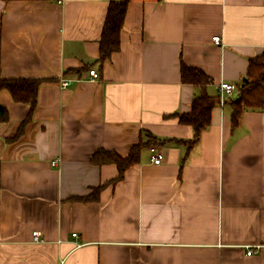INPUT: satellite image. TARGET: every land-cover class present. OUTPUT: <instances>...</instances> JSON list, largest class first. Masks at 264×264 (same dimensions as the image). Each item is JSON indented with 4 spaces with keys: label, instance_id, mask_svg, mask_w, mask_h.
I'll return each mask as SVG.
<instances>
[{
    "label": "crops",
    "instance_id": "1",
    "mask_svg": "<svg viewBox=\"0 0 264 264\" xmlns=\"http://www.w3.org/2000/svg\"><path fill=\"white\" fill-rule=\"evenodd\" d=\"M112 1L0 0V79L45 80L14 141L30 105L0 92V264H264V109L233 127L230 105L264 54V0H129L120 50L100 62ZM183 65L219 100L236 87L198 139L178 117L202 92ZM140 142L118 182L92 162Z\"/></svg>",
    "mask_w": 264,
    "mask_h": 264
},
{
    "label": "trees",
    "instance_id": "2",
    "mask_svg": "<svg viewBox=\"0 0 264 264\" xmlns=\"http://www.w3.org/2000/svg\"><path fill=\"white\" fill-rule=\"evenodd\" d=\"M5 2L20 0H4ZM29 1H49V0H29ZM129 0H119L110 2L104 23L102 39L100 41V62L109 59L114 53L120 50L121 32L123 30ZM182 80L185 83L193 84L202 88L199 96L195 97L191 112L179 115V121L183 125L191 126L198 139L203 132L207 131L212 122V110L220 101L218 97H213L207 93L205 87L210 85L211 80L201 70L182 66ZM246 81L239 87L237 98H232L233 127H237L246 111H262L264 109V54L250 59L246 75ZM45 83L43 79H0V92L7 90L16 103L30 105V112L27 119L21 124L17 135L10 141L17 139L29 123L37 106L38 92L40 86ZM9 119L7 109L0 105V124L6 123ZM147 145H152L147 143ZM143 142L136 145L127 158H121L114 152L99 150L92 162L102 166L115 164L118 167L119 175L113 183L123 179L125 171L130 166L137 163L140 152L147 146ZM99 190V189H98Z\"/></svg>",
    "mask_w": 264,
    "mask_h": 264
},
{
    "label": "built area",
    "instance_id": "3",
    "mask_svg": "<svg viewBox=\"0 0 264 264\" xmlns=\"http://www.w3.org/2000/svg\"><path fill=\"white\" fill-rule=\"evenodd\" d=\"M213 41L216 44H220L221 38L219 36L214 37ZM88 74L91 77V79L94 81L98 80L100 77V74L94 69H90ZM60 84H61L62 88H67L68 86H70V82L66 79L61 80ZM235 90H236V87L234 85H231L228 83H222L220 85V91H221L220 104L223 105L225 103V100L228 99V96H233V93ZM150 150L153 154L152 158H151L152 163L155 165H161L163 162V159H164V155L160 152V150L156 146H152ZM56 163H57L56 161L53 162L54 165H56ZM73 237H77V234H73ZM34 241H36V242L41 241L40 240V233H38V232L34 233ZM255 249L256 250L260 249V246H256ZM254 252H255V250H253L252 248H248L247 254L249 256H251Z\"/></svg>",
    "mask_w": 264,
    "mask_h": 264
}]
</instances>
